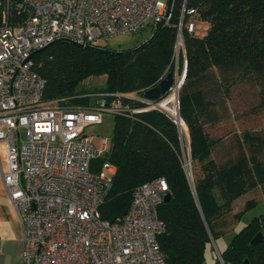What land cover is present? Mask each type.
<instances>
[{"label":"trees","instance_id":"trees-1","mask_svg":"<svg viewBox=\"0 0 264 264\" xmlns=\"http://www.w3.org/2000/svg\"><path fill=\"white\" fill-rule=\"evenodd\" d=\"M183 2L168 0L169 22L155 24L151 36L132 48L59 40L38 51L33 69L46 82L44 99L85 105L92 94L103 92L144 97L166 71H173ZM186 5L198 10V24L204 26L202 35L182 31L186 70L178 106L187 140L159 112L137 114L136 120L114 116L108 152L93 161L97 168L105 161L114 167L112 187L99 208L101 219L110 223L126 214L137 186L165 180L170 200H162L158 217L165 227L159 246L166 264H203L207 246L256 204L251 199L234 213L233 201L264 186V128L239 130L233 120L229 141L210 132L233 118L232 92L240 83L259 86L258 107L264 111V0H186ZM178 55L181 69L183 55ZM101 77V87L85 90V81ZM219 149L234 155L218 160ZM183 155L190 156V175L183 169ZM258 233L261 242L252 245ZM219 256L230 264L245 259L264 264V213L234 233Z\"/></svg>","mask_w":264,"mask_h":264},{"label":"built area","instance_id":"built-area-1","mask_svg":"<svg viewBox=\"0 0 264 264\" xmlns=\"http://www.w3.org/2000/svg\"><path fill=\"white\" fill-rule=\"evenodd\" d=\"M167 2L0 0V173L21 225V264H166L158 206L167 183L159 178L137 186L122 218L101 219L114 167L107 161L93 166L102 152L84 130L101 124L104 116L136 120L137 114L155 111L187 140L178 106L186 70L182 31L198 33V10L184 0L176 38L182 66L176 60L173 71L162 75L159 81L173 72L174 81L157 100L104 92L92 94L85 105L45 100L46 82L34 71L32 55L59 40L96 46L98 40L167 24ZM190 166V156L183 155L187 175ZM217 263L230 264L219 255Z\"/></svg>","mask_w":264,"mask_h":264},{"label":"rangeland","instance_id":"rangeland-1","mask_svg":"<svg viewBox=\"0 0 264 264\" xmlns=\"http://www.w3.org/2000/svg\"><path fill=\"white\" fill-rule=\"evenodd\" d=\"M199 31L197 35L204 33V26L201 23L198 26ZM201 30V31H200ZM151 36V28H146L140 33L136 34H121L111 37L107 40H98V45L106 46L113 50L128 49L134 47L139 42L149 38ZM174 55V67L178 61V56ZM104 82V77L91 78L85 81L82 85L88 92H93L96 88L101 87ZM259 86H254L243 82L238 84L232 92L233 103L230 106V113H234L233 118H227L220 124L214 125L210 132L215 136H228L226 141L231 140L235 127L230 122H235V125L239 130L245 128L251 130H262L264 128V111L258 107L259 104ZM113 130V118L111 116H104L103 122L98 125L87 126L84 130L86 136L93 137V142L97 146L98 150L102 152L101 156L105 155L109 149V143ZM103 139L107 140V144L103 145ZM186 140V137H185ZM225 151V148H223ZM223 149H219V153L216 154L218 160L232 157V152H223ZM230 153L229 156L227 154ZM255 200V206L248 208L242 213L239 219L234 223L232 229L228 233L215 240L216 244L208 245L205 251V259L203 264H214L216 253L212 248L217 249L219 253H222L228 244V240L236 233L240 228L247 224L254 216L264 213V186H259L253 190L247 191L240 197L236 198L232 203L233 212L237 213L243 210L244 205L249 200ZM227 241V242H226Z\"/></svg>","mask_w":264,"mask_h":264},{"label":"crops","instance_id":"crops-1","mask_svg":"<svg viewBox=\"0 0 264 264\" xmlns=\"http://www.w3.org/2000/svg\"><path fill=\"white\" fill-rule=\"evenodd\" d=\"M230 123L233 125V122ZM212 128L216 129V127ZM21 239V225L9 204L0 173V264H21ZM214 243L216 244V242H211L210 245ZM212 249L215 250L217 258L220 253L217 249Z\"/></svg>","mask_w":264,"mask_h":264},{"label":"water","instance_id":"water-1","mask_svg":"<svg viewBox=\"0 0 264 264\" xmlns=\"http://www.w3.org/2000/svg\"><path fill=\"white\" fill-rule=\"evenodd\" d=\"M38 53L35 52L32 56L34 57ZM174 81V73L168 72L166 76L159 81L156 86L147 90L144 93V97L147 99L157 100L161 98L166 92H168L169 88L172 86ZM190 181V180H189ZM170 200V194L166 193L163 197V202L166 203ZM261 242V234L258 233L251 241L252 245H256ZM241 264H250L247 259H245Z\"/></svg>","mask_w":264,"mask_h":264}]
</instances>
